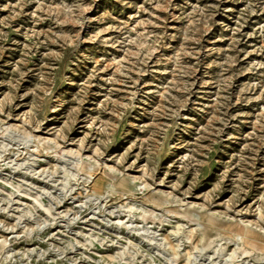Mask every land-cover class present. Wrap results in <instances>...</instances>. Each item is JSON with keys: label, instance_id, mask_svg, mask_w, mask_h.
<instances>
[{"label": "rangeland", "instance_id": "374dc122", "mask_svg": "<svg viewBox=\"0 0 264 264\" xmlns=\"http://www.w3.org/2000/svg\"><path fill=\"white\" fill-rule=\"evenodd\" d=\"M0 264H264V0H0Z\"/></svg>", "mask_w": 264, "mask_h": 264}]
</instances>
